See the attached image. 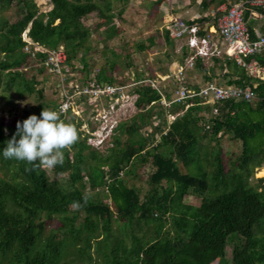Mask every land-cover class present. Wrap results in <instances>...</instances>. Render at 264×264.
I'll return each instance as SVG.
<instances>
[{
  "label": "trees",
  "instance_id": "obj_1",
  "mask_svg": "<svg viewBox=\"0 0 264 264\" xmlns=\"http://www.w3.org/2000/svg\"><path fill=\"white\" fill-rule=\"evenodd\" d=\"M46 1L50 9L40 12L33 0H0V12L14 8L17 17L12 22L0 17V89L7 104L14 105L12 97L35 94L41 98L35 77L26 78L23 70L36 67L39 73L47 71L43 65L47 54L59 47L65 55L61 67L64 80L72 78L69 74L80 63L84 72L80 84L124 85L125 80L113 77L112 64L90 78L86 63L91 33L83 21L92 15L97 17L94 31L102 28L105 42L120 34L112 23L113 15L105 14L90 0ZM164 1L154 0L153 4L159 6ZM240 1L245 0H202L201 5L206 9V2L218 6ZM244 20L252 36L254 23L248 12ZM25 31L42 52L32 56L23 51ZM159 38L173 47L174 40L164 30L148 37L146 44L136 43L135 52L151 50ZM180 53L177 63L183 65L189 54L187 47L182 46ZM212 61L219 63L217 59ZM223 63L228 71L221 73L218 84L249 87L255 100L216 104V115L200 100H188L171 105L170 114L179 110L183 113L169 123L166 117L161 119L160 125L156 124L162 110L158 93L148 85H137L132 93L138 113L132 124H119L113 129L118 135L112 136L113 145L105 155L87 145V136L80 139L82 121L67 110L70 121H64L77 127L79 139L71 150H65L63 165L52 170L26 172L31 165L3 156L6 142L16 133L17 122L38 109L11 119L0 115V264H211L215 260L224 264H264V178L257 179L255 185L248 183L253 169L264 166V82L247 77L233 61L226 59ZM193 70L202 73L205 84L217 78L201 59L194 61ZM145 79L153 80L135 73L132 82ZM161 89L169 99V89ZM78 100L93 105L99 101L89 102L83 97ZM60 104L50 103V109L57 111ZM207 126L211 127L210 140L217 142L225 134L239 141L240 155L228 165L218 148L198 154L196 147L202 138L199 131ZM156 134L158 142L153 145ZM144 164H149L152 171L140 198L138 189L126 186L122 175L129 172L127 168ZM48 173L67 175L58 182ZM85 195L89 197L87 204L79 211L73 210L70 205L74 201L83 204ZM190 195L200 197L199 205L184 202ZM103 198L111 205L103 203ZM53 218L58 221L54 231L63 234L60 243L55 232L43 234L45 222ZM113 221L118 222L115 229ZM145 226L150 228L149 235L142 232ZM71 233L77 237L73 251L69 249L74 242L64 240L65 234ZM59 246L63 248L58 251Z\"/></svg>",
  "mask_w": 264,
  "mask_h": 264
},
{
  "label": "rangeland",
  "instance_id": "obj_2",
  "mask_svg": "<svg viewBox=\"0 0 264 264\" xmlns=\"http://www.w3.org/2000/svg\"><path fill=\"white\" fill-rule=\"evenodd\" d=\"M77 3H84L87 0H71ZM166 0L165 6L168 5ZM36 7H38L40 12H46L50 9V5L46 0H33ZM91 3L99 6L105 14H112V23L120 31L117 37H114L108 41H102L103 29L100 28L98 31H94V26L98 22V18L92 15L88 20L83 21L84 25L90 29V39L88 42V47L90 48L88 55L86 56V63L88 65L89 77L92 78L95 73L100 68H108L109 65H113L112 75L117 81H126L124 84L130 86L132 84L134 74H141L143 77H152V79L159 81L161 86L170 90L172 89L173 82L170 79L161 82L166 74H173V65L177 64V59L180 57V49L182 43L178 40H174V45L172 48L164 45L163 40L156 39V46L151 50L138 53L134 50V45L136 43L143 42L146 44V39L155 35L156 32H163L166 28L167 23H165L164 13L162 6H155L154 0H90ZM207 8L202 10L201 7H196L198 15L201 18H205L206 22L210 24L214 22L212 18V13L217 7L216 4H208ZM192 4H190L189 7ZM228 5V4H227ZM107 7V8H104ZM196 10V9H195ZM107 12V13H106ZM0 17L4 18L8 22L15 20L16 14L15 9L10 8L6 11L0 12ZM185 18V17H184ZM169 57L166 59L165 55ZM117 56V57H116ZM221 57V56H220ZM219 63H215L212 59L205 61L204 65L206 69H213L216 79L212 82L218 84L221 73H226L228 70L225 66H222L223 57L216 58ZM220 65L223 70L220 71ZM76 71L69 74L72 77L69 80H64L65 75L55 76L48 71L38 72L36 67H27L23 71L25 72L26 78L34 76L36 82L38 83L36 88L42 90V96L38 99L37 95H24L21 99L12 97L14 105L7 104V100L0 89V115L4 118L11 119L15 115H20L26 112H32L30 110L38 109L32 115L40 117L41 112L44 108L50 109V103H61L65 102L64 95L70 98L71 93L68 89L71 84H79V78L84 76V72L81 69L80 63L75 64ZM68 69V68H67ZM202 73L199 71H194L193 69H188L184 73V81L187 87H202L205 82L202 77ZM75 82V83H73ZM134 87L127 88L123 90V93L127 95V98H122L117 102H107L106 100H99L95 105L86 104L85 101H79L78 98L72 97L69 101L68 107L70 113L74 115L77 119L82 121V125L79 131L82 133L80 139L87 136V145L94 149L99 154L105 155L108 148L112 147V136L118 135L113 131L115 127L119 124H132V119L138 113V110L130 100H133L132 92ZM127 99V100H126ZM41 108H38V105ZM48 105V106H45ZM252 106L254 104L252 103ZM186 108V107H185ZM169 107H162L161 114L158 117L156 124L161 125V119L166 117L167 123L171 122L176 116L181 115L183 110L177 111V113L170 114ZM67 111V110H66ZM63 113L62 120L70 121V116L67 113ZM195 115H203V113H198ZM205 117L208 115H204ZM160 121V123H159ZM68 123V122H67ZM147 128H145L146 131ZM211 132V127L207 126L204 130L199 131V135L202 137L197 145L196 150L198 154L202 156L203 154H209L215 149H219L221 152V157L223 158L226 165L231 161H234L241 152V145L239 141L233 140L229 135L221 134L217 139V142L210 140L209 135ZM205 135V136H204ZM156 141L158 142V135L156 134ZM122 140L125 136L121 135ZM129 172L126 175H122L124 183L128 187H134L139 191V197L142 198L144 192L147 190L146 179L152 171L149 164L138 165L135 168H127ZM264 170V166L253 169L248 177V183L250 185H255L256 180L264 177H260V172ZM51 180H56L62 182L65 180L66 173L63 175H54L48 173ZM100 191V190H99ZM99 193L98 196H100ZM101 198V196H100ZM184 202L189 205L197 206L200 203V197L187 196L184 198ZM103 203H109V200L103 198ZM41 220L43 218L41 217ZM40 220V221H41ZM57 219L53 218L51 221H47L44 224L43 234L46 236L49 232H55V239L60 243L63 240V234L61 231H54L58 229ZM112 229H115L118 222H112ZM142 232L146 235L150 234V228L145 226ZM53 234V233H52ZM140 235V234H139ZM64 240L73 243L77 241V237L71 233L69 235L65 234ZM74 246L70 247V251L75 250L77 242H74ZM62 246L58 247V251L61 250ZM211 264H224L222 261L215 260Z\"/></svg>",
  "mask_w": 264,
  "mask_h": 264
},
{
  "label": "built area",
  "instance_id": "obj_3",
  "mask_svg": "<svg viewBox=\"0 0 264 264\" xmlns=\"http://www.w3.org/2000/svg\"><path fill=\"white\" fill-rule=\"evenodd\" d=\"M249 13V18H262L264 12V0H245L230 5H218L213 13L214 22L213 30L207 33L199 30L198 24H188L180 19H171L165 30L173 40L185 38L189 47L190 53L183 65L178 63L173 65V74L167 75L161 79L172 80L173 87L169 92V99L166 98L162 91V86L159 81L145 79L141 82H132L127 85H101L95 82H87L86 84H71L67 93L71 92L70 98L64 95L65 102H61L57 109L60 114L69 110L68 104L74 96L76 98L83 97L84 99L93 102L97 100H111V102H119L122 98H127L123 90L132 88L140 84L150 86L155 90L160 99L158 104L162 107H169L173 104H185L186 101L198 99L202 105L211 107L213 115L217 114L216 104H221L225 101H244L250 102L256 97L249 87L240 88L236 86L217 85L215 83H206L202 87L190 88L187 87L184 81V73L188 69H193L196 59H209L211 57L210 44L212 43L211 34H217L224 43L223 54L226 59L233 61L239 68H242L247 77L257 79L264 82V65L259 60L264 62V30L259 36H251L248 30L247 23L244 20L245 13ZM25 31L22 34V40L25 45L23 51L30 53L32 56L36 52L43 50L31 43L27 38ZM32 46V48H31ZM65 61V55L61 47L48 52L43 63L46 70L53 75L62 76L61 67ZM75 83V82H73ZM130 93H132L130 91ZM133 94V93H132ZM133 96H135L133 94ZM136 96L131 101L134 103ZM127 100V99H126ZM187 107V106H186Z\"/></svg>",
  "mask_w": 264,
  "mask_h": 264
},
{
  "label": "clouds",
  "instance_id": "obj_4",
  "mask_svg": "<svg viewBox=\"0 0 264 264\" xmlns=\"http://www.w3.org/2000/svg\"><path fill=\"white\" fill-rule=\"evenodd\" d=\"M78 139L79 132L74 124L62 120L59 112L44 108L39 118L31 115L17 122L16 133L6 142L3 156L31 165L25 168L26 172L52 170L63 165L65 150H71ZM82 199L83 204L74 201L70 207L79 211L89 197L85 195Z\"/></svg>",
  "mask_w": 264,
  "mask_h": 264
},
{
  "label": "crops",
  "instance_id": "obj_5",
  "mask_svg": "<svg viewBox=\"0 0 264 264\" xmlns=\"http://www.w3.org/2000/svg\"><path fill=\"white\" fill-rule=\"evenodd\" d=\"M165 2L166 0L160 5L162 6L163 9L164 18L166 20L165 23L171 19H180L188 24H198L199 30L206 33L209 30L210 31L213 30L212 23L210 24L209 22L206 21L199 22V20L202 18L200 17V15H198L199 12H197L196 7L199 6L201 7L202 10H204L201 5L202 0H169L168 5L166 6L164 5ZM190 4H192L191 5L192 7H189ZM251 19L253 20L254 23L251 28L252 35L254 37L261 35L262 31L264 30V15L262 16V18H251ZM211 38H212L211 40L212 43L210 44L211 57L209 59H201L202 63L204 64L205 61H208L210 59L221 58V57H223V62H224V60H226V57L223 54L224 43L221 41L220 37L217 34H211ZM178 41L182 43V46H186L188 49V53H190L189 47L187 45V40L183 38Z\"/></svg>",
  "mask_w": 264,
  "mask_h": 264
},
{
  "label": "bare ground",
  "instance_id": "obj_6",
  "mask_svg": "<svg viewBox=\"0 0 264 264\" xmlns=\"http://www.w3.org/2000/svg\"><path fill=\"white\" fill-rule=\"evenodd\" d=\"M259 176L261 177H264V170H262L261 172H260V174H259Z\"/></svg>",
  "mask_w": 264,
  "mask_h": 264
}]
</instances>
